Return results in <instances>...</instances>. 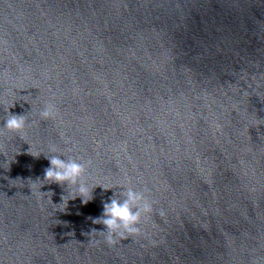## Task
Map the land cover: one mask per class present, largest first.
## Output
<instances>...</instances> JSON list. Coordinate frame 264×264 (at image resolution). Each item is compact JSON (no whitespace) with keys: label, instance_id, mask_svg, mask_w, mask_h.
Masks as SVG:
<instances>
[{"label":"water","instance_id":"water-1","mask_svg":"<svg viewBox=\"0 0 264 264\" xmlns=\"http://www.w3.org/2000/svg\"><path fill=\"white\" fill-rule=\"evenodd\" d=\"M0 264H264V0H0Z\"/></svg>","mask_w":264,"mask_h":264},{"label":"clouds","instance_id":"clouds-1","mask_svg":"<svg viewBox=\"0 0 264 264\" xmlns=\"http://www.w3.org/2000/svg\"><path fill=\"white\" fill-rule=\"evenodd\" d=\"M43 117L48 118L55 115V108L52 104H48L45 110L41 114ZM24 118L23 116L13 115L5 122V127L9 130L19 131L23 128ZM82 166L78 163H65L58 157H52L49 159V167L44 170L43 180L52 181L57 184L69 181L75 183L76 177L82 172ZM43 184L40 185V187ZM77 197L81 198L82 204L89 202L88 192L85 188L81 187L78 194L72 196V199ZM129 201L138 202L139 206L133 211L129 206ZM152 211L151 203L145 198L143 193H136L129 191L127 199L121 203L116 200H112L109 204L104 205L103 224L108 230V234L105 236L104 241L109 246H114L118 241L128 239L132 235L139 234L140 229L138 224L142 213H148ZM163 215V212L160 213Z\"/></svg>","mask_w":264,"mask_h":264}]
</instances>
